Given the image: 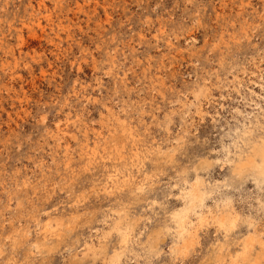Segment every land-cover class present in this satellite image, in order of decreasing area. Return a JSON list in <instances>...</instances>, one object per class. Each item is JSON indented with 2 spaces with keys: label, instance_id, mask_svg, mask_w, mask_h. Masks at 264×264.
<instances>
[{
  "label": "rangeland",
  "instance_id": "obj_1",
  "mask_svg": "<svg viewBox=\"0 0 264 264\" xmlns=\"http://www.w3.org/2000/svg\"><path fill=\"white\" fill-rule=\"evenodd\" d=\"M245 125L264 136V0H0V264H231L247 223L209 220L177 256L167 226L198 175L264 229V184L230 161Z\"/></svg>",
  "mask_w": 264,
  "mask_h": 264
},
{
  "label": "bare ground",
  "instance_id": "obj_2",
  "mask_svg": "<svg viewBox=\"0 0 264 264\" xmlns=\"http://www.w3.org/2000/svg\"><path fill=\"white\" fill-rule=\"evenodd\" d=\"M41 2V1H40ZM29 4V3H28ZM35 5V4H34ZM33 18V17H32ZM111 110V108H110ZM111 112V111H110ZM116 113V112H114ZM103 114V113H102ZM109 114V112L107 113ZM106 114V115H107ZM105 115V117H106ZM116 115V114H115ZM110 117V116H109ZM108 118V117H107ZM112 118V117H111ZM105 119V118H104ZM110 119V118H109ZM116 119V118H115ZM114 119V120H115ZM118 119V117H117ZM120 119V118H119ZM121 120V119H120ZM118 121V120H116ZM126 121V120H124ZM106 122V121H105ZM109 122V120H108ZM121 122V121H120ZM123 122V121H122ZM260 122V121H259ZM64 123V122H63ZM70 123V122H69ZM112 123V122H111ZM62 124V123H61ZM66 124V123H65ZM86 124V123H85ZM83 124V125H85ZM103 124V123H102ZM60 125V124H59ZM63 125V124H62ZM101 125V124H100ZM111 125V124H109ZM115 125V124H113ZM111 127V133L114 135L118 131V128L116 126ZM130 124H128L129 126ZM67 126V124H66ZM65 126V127H66ZM260 126V125H259ZM96 127V126H95ZM104 127V126H103ZM106 127V126H105ZM121 127V126H120ZM89 128V126H88ZM109 128V127H108ZM135 128V127H134ZM244 130L239 132V138L241 139V143L243 142L245 147H242L243 144L238 143V149L239 151L236 152L235 158H230V161L234 164L233 166V172L235 174H239L240 176L245 175L247 172H249V175L253 176V179L259 184H264V136H261L258 140H251L252 136L250 134L253 133L254 128H249L248 126L243 127ZM65 129V128H63ZM67 129V128H66ZM95 129V128H94ZM120 129V128H119ZM87 130V128L85 129ZM97 130V129H96ZM99 130V129H98ZM105 130V129H104ZM107 130V129H106ZM123 132L127 137H133V133L128 130V128L123 126ZM88 131V130H87ZM94 131V130H93ZM132 131V130H131ZM63 132V131H61ZM121 132V131H120ZM255 132V131H254ZM58 133V132H57ZM102 132L97 133V140L95 139L93 141V144H91L89 141L85 144L84 149H86V153L89 154L90 158L96 157V155L99 152V146L100 141L99 138H101ZM55 135V134H54ZM67 135V134H65ZM72 136V135H71ZM77 136V135H76ZM73 135V137H76ZM80 136V135H79ZM111 136V135H110ZM137 136V135H136ZM254 136V135H253ZM60 137V136H59ZM61 138V137H60ZM134 138V137H133ZM128 139V138H127ZM75 140V139H74ZM78 141V140H77ZM103 141V140H101ZM104 142V141H103ZM107 142V141H106ZM80 143V142H79ZM107 144V143H106ZM130 144V143H129ZM237 144V143H236ZM84 145V144H83ZM131 145V144H130ZM135 145V144H134ZM66 146V145H65ZM68 146V145H67ZM117 146V147H116ZM116 151L110 155V158L112 159H122L124 156L125 150L123 145H119L116 143L115 145ZM70 148V147H69ZM109 148V147H108ZM249 148V150H247ZM133 150V149H132ZM103 152V151H102ZM235 153V152H234ZM66 155V154H65ZM104 155V154H103ZM92 156V157H91ZM138 156V155H137ZM77 157V156H76ZM80 157V156H79ZM98 157V156H97ZM141 157V156H140ZM232 157V156H231ZM84 158V157H83ZM82 158V159H83ZM97 159V158H95ZM78 160V159H77ZM87 160V159H86ZM109 160V159H108ZM116 161V160H115ZM66 162V161H65ZM87 162V161H86ZM142 162V161H141ZM207 162V161H205ZM203 162V163H205ZM94 164V163H92ZM75 167V166H74ZM90 168V167H89ZM93 168V167H91ZM117 168V167H116ZM144 170V169H143ZM135 173V172H134ZM133 173V174H134ZM112 176V175H111ZM113 183L118 184L122 182L120 176L118 173H115L113 176ZM94 179V178H93ZM191 180V179H190ZM103 181V180H102ZM202 182V178L200 176H196V179L194 182H191L189 187L182 191V196L184 199L183 206L178 208L174 211L173 216L171 219H173V225L167 226V230L173 229L175 232L174 237V245L172 246V253L176 254V256L181 252L178 251L179 247L178 245L182 246V248H187V244L195 241L196 237L198 235V229L201 224L208 223L209 220H212V223H217V227H221L225 229V231H228L230 229H233L239 221H243L247 223L249 227V235L243 240L241 245L239 246V250L236 252L235 255H231V261L232 264H243L245 262L246 264H264V229H260L256 224L255 220L252 216H241L234 208L233 206V200L231 197H226L222 199V201H217L216 205L218 209H213L212 207H208V204H206V199L209 197L210 194H212L211 191L212 188H201L200 184ZM108 183V182H107ZM102 184V183H100ZM93 185V184H92ZM116 186V185H115ZM91 187V186H90ZM89 187V188H90ZM96 188V187H95ZM101 188V187H100ZM103 188V186H102ZM101 188V189H102ZM109 188V187H108ZM183 188V187H182ZM98 189V188H97ZM99 190V189H98ZM103 190V189H102ZM107 190V189H106ZM106 193V192H105ZM110 195V194H109ZM205 207H207L208 213H205ZM262 207L264 208V202L262 204ZM216 208V207H215ZM172 215V214H171ZM196 217L197 221H194L192 216ZM74 217V216H73ZM118 217V216H117ZM74 219V218H73ZM65 220V218H64ZM63 221V220H62ZM46 222V221H45ZM50 222V220H49ZM125 218L123 214L119 215V219L116 220L113 224V229L118 233L119 237L121 238V247L123 248V251H133V247H130V244L133 241V230L134 227L131 226L129 222H125ZM172 222V221H171ZM242 222V223H243ZM53 223V222H52ZM108 223V222H107ZM46 224V223H45ZM55 224V223H54ZM57 224H60L58 222ZM62 224V223H61ZM65 224V222H64ZM69 224V222L67 223ZM44 225V224H43ZM73 225V224H72ZM50 226V225H49ZM67 225H65L66 227ZM210 226V224H209ZM60 227V226H59ZM59 227H53L50 226V228H47L44 232L45 236L56 233L59 229ZM64 227V225L62 226ZM61 227V228H62ZM71 227V226H70ZM201 228V227H200ZM68 229V227L66 228ZM218 229V228H217ZM238 229V228H237ZM221 230V229H220ZM235 230V229H234ZM70 231V230H69ZM63 232H65L63 230ZM113 232V231H112ZM21 233V232H20ZM59 233V232H58ZM62 233V230L61 232ZM157 233V232H156ZM201 233V232H200ZM223 233V232H222ZM202 234V233H201ZM229 234V233H228ZM227 234V235H228ZM24 235V233H23ZM173 235V234H171ZM226 235V236H227ZM29 236V235H28ZM42 236V235H41ZM112 236V235H111ZM49 237V236H48ZM173 237V236H172ZM28 239V238H27ZM54 239V238H53ZM200 239V237H199ZM147 244L142 243V249L146 250L148 253H158L160 250L159 243H157L156 236L155 237H149ZM152 240V241H151ZM197 241V240H196ZM199 241V240H198ZM160 242V240H159ZM222 242V241H221ZM93 243V242H92ZM103 243V242H102ZM199 243V242H198ZM197 243V244H198ZM200 244V243H199ZM217 244V243H216ZM225 244V243H224ZM223 244V245H224ZM231 244V243H230ZM194 245V244H193ZM192 245V246H193ZM239 245V244H238ZM40 246V245H39ZM42 246H44L42 244ZM86 246V245H85ZM148 246V247H147ZM221 246V245H220ZM231 246V245H230ZM190 247V246H189ZM194 247V246H193ZM219 247V246H218ZM224 247V246H223ZM89 248V247H88ZM96 248V247H95ZM98 248V247H97ZM100 248V247H99ZM196 248V247H195ZM222 248V247H221ZM226 247H224L225 249ZM238 248V247H237ZM92 249V248H91ZM90 249V250H91ZM94 249V248H93ZM162 249V248H161ZM181 249V248H180ZM198 249V248H197ZM196 249V250H197ZM189 250V249H188ZM192 250V248H191ZM228 250V249H227ZM231 250V248H230ZM119 251V250H118ZM121 251V250H120ZM137 251V250H136ZM185 251V250H182ZM214 251V250H213ZM187 252V251H186ZM189 252V251H188ZM191 252V251H190ZM87 253V252H86ZM218 253V252H217ZM256 253V255H254ZM101 254V253H100ZM173 254V256H174ZM189 254V253H188ZM219 254V253H218ZM96 255V254H95ZM114 255V254H113ZM228 255V254H227ZM98 256V255H97ZM121 253H116L114 255V261L116 264H121L120 261ZM220 262L219 264H222L223 258L226 257V253L223 251L221 254L215 256ZM234 257V259H232ZM174 258V257H173ZM171 259V258H170ZM222 261H221V260ZM227 259V258H226ZM180 260V259H179ZM105 261V260H104ZM103 262V261H102ZM107 262V261H106ZM176 262V261H175ZM227 262V261H226ZM110 263V262H109ZM107 263V264H109ZM172 263V262H171ZM114 264V263H113ZM174 264V260H173ZM177 264V263H176ZM213 264V263H212Z\"/></svg>",
  "mask_w": 264,
  "mask_h": 264
}]
</instances>
